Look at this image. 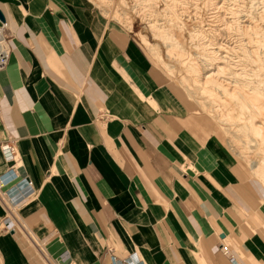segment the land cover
<instances>
[{
	"label": "crops",
	"instance_id": "crops-1",
	"mask_svg": "<svg viewBox=\"0 0 264 264\" xmlns=\"http://www.w3.org/2000/svg\"><path fill=\"white\" fill-rule=\"evenodd\" d=\"M0 12L12 50L0 176L14 174L0 188V264H237L227 240L241 264L238 252L264 264L247 165L128 32L85 0H0Z\"/></svg>",
	"mask_w": 264,
	"mask_h": 264
},
{
	"label": "rangeland",
	"instance_id": "rangeland-1",
	"mask_svg": "<svg viewBox=\"0 0 264 264\" xmlns=\"http://www.w3.org/2000/svg\"><path fill=\"white\" fill-rule=\"evenodd\" d=\"M85 1L96 8L106 20L120 25L131 35V38L141 49L143 54L150 60L152 65L165 76L169 88L175 93L176 97H178V101L184 106L183 108L185 111L200 116H206L212 121L216 130H220L225 133V135L221 134L220 139L232 152L239 165H247L249 174L244 177L245 180H248L249 184L253 183L258 191V194L260 193L264 197V191L256 181L257 178L264 187V178L262 177L261 172L253 167L254 161H259L262 157L258 149V142H256L258 140L256 136H252L253 133L250 132L249 134L248 132L247 135L245 133L246 131L244 132V129H242V124H244V126L246 124V120L243 117H245L249 109L244 107L243 110L246 112L243 113L241 104L242 102L236 97L234 100L237 102L231 99L230 101L232 106H229L226 109V107L222 105L225 101V91L223 88L216 83H211V85L208 83L207 87L205 88L204 85L202 86V83H199L200 79L197 80L198 75L200 74L204 73L207 75L210 73H216L217 69L215 65L219 64L226 70L224 72H220V74L217 72L215 78H221L225 84H228V88H234L236 86L241 87V84H243L240 83L241 79L246 77V79L251 82V86H259L258 82L260 81L261 77L258 75V65L257 63L254 64L253 61L256 60V58H253L252 55L256 53L257 56L259 55L258 57H264V24L262 25V23H264V17L262 16V14H264V0ZM231 11H235L234 14L233 12L231 13ZM252 19L254 23L259 22L256 29L253 27L251 28V23L253 22L250 21H252ZM233 20H237V22H235L236 24L238 23L237 26H235L236 24H233ZM245 27L249 31L246 30ZM250 29L252 31L254 30V36L256 38L258 37L257 39L254 38V36L253 38L250 37ZM242 31L246 34H244ZM258 34H260V36H258ZM206 35L207 37H205ZM259 37L262 38L259 39ZM142 38L146 40H143ZM214 40L215 43H213ZM253 40L261 41L254 42ZM216 43L219 46H217ZM207 44L208 46L205 47ZM242 44L246 47V49ZM211 45L212 47H215L212 49ZM258 45L261 47L259 48ZM218 47L220 48L218 49ZM221 48L223 49L221 50ZM211 50H215L216 52ZM223 50H225L226 53ZM244 50L247 52L248 57ZM205 52H209V54ZM215 55L217 56L215 57ZM211 56L215 58H211ZM221 57H224L222 62ZM216 58L218 59L217 61L215 60ZM226 63L228 65H226ZM232 63L237 64L234 65ZM195 68H199L200 74L194 71ZM244 72L246 73V77L243 76ZM231 80L235 81V83L231 82ZM210 98H214L217 100V102H220L216 103L218 105L217 109L219 110H217V113L214 112V103L210 100ZM238 101L239 104L237 105ZM229 108L231 109L233 115L229 121H222L224 123L223 124L220 121L221 117L217 115L219 112L226 113ZM207 131L209 133H213L209 129ZM245 142L248 143V146ZM258 213L264 216V212L261 208ZM253 225L256 227L257 232L264 231V224L262 222H255ZM250 231L251 233L256 232L254 229H251ZM227 242L233 249L234 244L232 241L227 240ZM237 254L241 261H244L246 264H248L246 258L241 256L239 252ZM255 262L257 264L259 263L256 260Z\"/></svg>",
	"mask_w": 264,
	"mask_h": 264
},
{
	"label": "bare ground",
	"instance_id": "bare-ground-1",
	"mask_svg": "<svg viewBox=\"0 0 264 264\" xmlns=\"http://www.w3.org/2000/svg\"><path fill=\"white\" fill-rule=\"evenodd\" d=\"M102 1H104V0H102ZM106 1V0H105ZM120 1V0H119ZM132 1V0H131ZM134 1V0H133ZM188 1V0H187ZM196 1V0H195ZM194 1V2H195ZM107 3V2H106ZM264 4V3H263ZM119 8V7H118ZM176 8V7H175ZM247 8V7H246ZM244 10V9H243ZM111 11V10H110ZM117 11V10H116ZM118 11H119V9H118ZM172 11V10H171ZM178 11V10H177ZM236 11V10H235ZM234 11V12H235ZM263 11V10H262ZM233 11H231V13H232ZM234 12H233V14H234ZM120 13V12H119ZM172 13V12H171ZM187 13V12H186ZM252 13V12H251ZM255 13V12H254ZM174 14V13H173ZM177 14V13H176ZM258 14V13H257ZM178 15V14H177ZM170 16V15H169ZM237 16V15H236ZM257 16V15H256ZM262 16L264 17V14H262ZM261 16V17H262ZM174 17V16H173ZM172 18V17H171ZM233 18H234V16H233ZM250 18V17H249ZM179 19V18H178ZM230 19V18H229ZM237 19V18H236ZM154 20V19H153ZM238 20V19H237ZM237 20L236 21H234V23L233 24H236L235 22H237ZM249 20V19H248ZM251 20V19H250ZM256 20V19H255ZM254 20V21H255ZM261 20V19H260ZM155 21V20H154ZM174 21V20H173ZM178 21H180V20H178ZM232 21V22H233ZM258 21V20H257ZM186 22V21H185ZM250 22H253V19H252V21H250ZM155 23V22H154ZM163 23V22H162ZM204 23V22H203ZM258 23L259 22H257V23H251V28L253 27L254 29H256L257 27H258ZM262 23V22H261ZM178 24V23H177ZM182 24V23H181ZM227 24V23H226ZM238 24V23H237ZM237 24L235 25V26H237ZM264 23H262V25H263ZM151 25V24H150ZM185 25V24H184ZM171 26V25H170ZM183 28V27H182ZM197 28V27H196ZM246 28V27H245ZM244 29V28H243ZM240 30H242V29H240ZM246 30H248L247 28H246ZM251 30V29H250ZM154 31H155V29H154ZM243 31H245V30H243ZM242 31V32H243ZM249 31V30H248ZM254 31V30H253ZM252 30H251V32H250V37H252L253 38V36L255 35L254 33L255 32H253ZM258 31V30H257ZM156 32V31H155ZM239 33V32H238ZM244 33V32H243ZM204 34V33H203ZM244 34H246V33H244ZM209 35V34H208ZM241 35V34H240ZM165 36V35H164ZM212 36V35H211ZM256 36H257V34H256ZM258 36H260V34H258ZM200 37V36H199ZM205 37H207V35L205 36ZM146 38V37H145ZM157 38V37H156ZM254 38H256L255 36H254ZM258 38V37H257ZM256 38V39H257ZM262 38V37H261ZM260 37H259V39H261ZM143 40H146V39H144V38H142ZM200 39V38H199ZM210 39V38H209ZM209 39H207V40H209ZM217 39V38H216ZM148 40V39H147ZM212 40V39H211ZM218 40V39H217ZM149 41V40H148ZM165 41V40H164ZM204 41V40H203ZM210 41V40H209ZM254 41V40H253ZM256 41H258V40H256ZM256 41H254V42H256ZM259 41H261V40H259ZM258 41V42H259ZM263 41V40H262ZM166 42V41H165ZM247 42V41H246ZM213 43H215V40H214V42ZM218 43V42H217ZM216 43V44H217ZM215 44V45H216ZM248 44V43H247ZM254 44V43H253ZM258 44V43H257ZM210 45V44H209ZM239 45V44H238ZM243 45V44H242ZM206 46H208V44L207 45H205V47ZM217 46H219L218 44H217ZM244 46V45H243ZM259 46V45H258ZM182 47V46H181ZM211 47H212V45H211ZM210 47V48H211ZM213 47H215V46H213ZM213 47H212V49H213ZM245 47V46H244ZM243 47V48H244ZM261 46H259V48H260ZM264 47V46H263ZM262 47V48H263ZM217 48V47H216ZM220 47H218V49H219ZM202 49H203V47H202ZM223 48H221V50H222ZM242 49V48H241ZM245 49H246V47H245ZM248 50V49H247ZM251 50H253V49H251ZM211 51H213V50H211ZM215 51V50H214ZM213 51V52H214ZM223 51H225V50H223ZM245 51V50H244ZM259 51V50H258ZM257 51V52H258ZM204 52V51H203ZM209 52H210V50H209ZM209 52L207 53V52H205V53H207V54H209ZM216 52V51H215ZM220 52V51H219ZM246 52V51H245ZM254 52V51H253ZM204 53V54H205ZM225 53H226V51H225ZM236 53V52H235ZM244 53V52H243ZM259 53V52H258ZM174 54V53H173ZM203 54V55H204ZM218 54H220V53H218ZM222 54V53H221ZM237 54V53H236ZM246 54H247V52H246ZM252 54V53H251ZM206 55V54H205ZM212 55V54H211ZM240 55V54H239ZM244 55V54H243ZM242 55V56H243ZM208 56H210V55H208ZM217 55H215V57H216ZM253 58H256V60H253L254 61V64L255 63H257V65H258V75H259V77H261L260 78V81L258 82L259 83V86L258 85H256L255 87L254 86H251V82L248 80V79H246L247 77L245 76L246 75V73L244 72L243 74V76H245L246 78H242L241 79V82L240 83H243V84H241L242 86L241 87H237L236 85V87H231V88H228V84H225L224 82H223V80L221 79V78H215V76L217 75L216 73L217 72H219V74H220V72H224L226 69L224 68V67H221L219 64H216L215 66H216V73H210V74H207V75H205L204 73L203 74H200V70H199V68H195L194 69V71H196V72H198V74H200V75H198V79L197 80H199V83L201 84L202 83V86L204 85V87L206 88L207 87V84L209 83L210 85H211V83H216L217 85H219L220 87H222L223 88V90L225 91V101H224V103L222 104L223 106H225L226 107V109L229 107V106H232L231 105V99H233L234 100V98L236 97V98H238V100H240L242 103V111H243V113L244 112H246V111H244L243 110V108L244 107H247L249 110L247 111V114L245 115V117H243V118H245V122H246V124H245V126H244V124H242L243 125V128L242 129H244V132L248 135V132H249V134H250V132L251 133H253V135L252 136H256V138H257V140L258 141H256V142H258L257 143V145H258V149H259V152L261 153L260 155H262V157H261V159L259 160V161H257V160H255L254 161V163H253V167L254 168H256V169H258V171L259 172H261V175H262V177L264 178V57H258L257 56V54L256 53H254L253 55ZM170 57V56H169ZM213 56H211V58H212ZM215 57H213V58H215ZM225 57V56H224ZM224 57H221V62H222V59H224ZM247 57H248V54H247ZM220 59V58H219ZM227 59V58H226ZM241 59H242V57H241ZM216 61L218 60L217 58L215 59ZM245 60V59H244ZM256 61V62H255ZM192 62V61H191ZM241 62V61H240ZM252 62V61H251ZM201 63V62H200ZM217 63V62H216ZM224 63H225V60H224ZM224 63H223V65H224ZM212 64V63H211ZM214 64V63H213ZM230 64H231V62H230ZM232 64H234V63H232ZM235 64H237V63H235ZM234 64V65H235ZM196 65V64H195ZM226 65H228L227 63H226ZM233 68V67H232ZM233 70H234V68H233ZM236 73V72H235ZM195 75V74H194ZM237 76H239V75H237ZM258 77V78H259ZM239 79V78H238ZM237 79V80H238ZM196 80V81H197ZM233 80V79H232ZM231 80V82H234L235 83V81H232ZM236 80V81H237ZM242 80H243V82H242ZM257 80V79H256ZM259 80V79H258ZM201 81V82H200ZM194 82V81H193ZM233 83V84H234ZM239 83V82H238ZM239 83V84H240ZM238 84V85H239ZM195 86V85H194ZM213 86V85H212ZM215 86V85H214ZM229 86H231V85H229ZM203 88V87H202ZM222 88H221V90H222ZM218 89V88H217ZM224 91H222V92H224ZM206 92V91H205ZM217 94V93H216ZM222 94V93H221ZM200 95V94H199ZM222 95V96H223ZM207 96V95H206ZM210 100L214 103V108H215V110H214V112H216L217 113V107H218V105L216 104V103H220V102H217V100L216 99H214V98H210ZM234 101H236V100H234ZM234 101H233V103H234ZM211 102V103H212ZM237 102V101H236ZM235 104V103H234ZM234 104H233V106H234ZM239 104V101H238V103H237V105ZM240 106V105H239ZM238 106V107H239ZM238 110V109H237ZM241 110V109H240ZM212 111V110H211ZM219 111V110H218ZM237 112V111H236ZM217 115V114H216ZM232 115H233V113L231 112V109L229 108L228 110H227V112L226 113H220L219 112V114L217 115V116H220L219 118H220V121L222 122H224V120H227V121H229L230 120V118L232 117ZM244 116V115H243ZM224 118V119H223ZM240 118V117H239ZM241 120V119H240ZM244 120V119H243ZM235 121H236V119H235ZM222 122V123H223ZM231 122V121H230ZM238 122V121H237ZM245 122H243V123H245ZM224 124V123H223ZM229 125V124H228ZM238 125H239V123H238ZM238 125H237V127H238ZM235 127V126H234ZM246 136V135H245ZM249 138V137H248ZM255 138V137H254ZM248 140V139H247ZM248 142V141H247ZM247 142H245V143H247ZM250 144V143H249ZM247 146H248V143H247Z\"/></svg>",
	"mask_w": 264,
	"mask_h": 264
},
{
	"label": "built area",
	"instance_id": "built-area-1",
	"mask_svg": "<svg viewBox=\"0 0 264 264\" xmlns=\"http://www.w3.org/2000/svg\"><path fill=\"white\" fill-rule=\"evenodd\" d=\"M7 29H8V23L6 22V20L1 21V23H0V67H5L8 64L9 59H10L11 54H12V50H11V47H10L9 42H8L9 38L7 35ZM0 113H1V97H0ZM4 148H5V150H7L9 155L13 154V152H14L13 146L5 145ZM10 176H14V174L11 171L0 176V188L9 183ZM31 184H32L31 180L26 182V186L28 189L31 188ZM9 196H11V195H9ZM11 204L12 205L15 204L14 200L11 202ZM3 226L5 229H13V227L10 225L9 218H7L4 221ZM48 238L49 237H44L42 239V243H45V241H47ZM220 248H221L223 254L228 256L230 258V260H232L233 262H236L237 264H241L238 261L236 255L233 253L232 247L230 246V244L223 243Z\"/></svg>",
	"mask_w": 264,
	"mask_h": 264
},
{
	"label": "water",
	"instance_id": "water-1",
	"mask_svg": "<svg viewBox=\"0 0 264 264\" xmlns=\"http://www.w3.org/2000/svg\"><path fill=\"white\" fill-rule=\"evenodd\" d=\"M0 16H2L1 12H0Z\"/></svg>",
	"mask_w": 264,
	"mask_h": 264
}]
</instances>
